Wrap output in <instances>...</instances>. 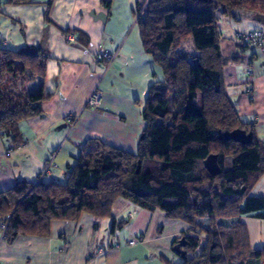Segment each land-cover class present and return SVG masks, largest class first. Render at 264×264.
Wrapping results in <instances>:
<instances>
[{
    "label": "trees",
    "instance_id": "16d2710c",
    "mask_svg": "<svg viewBox=\"0 0 264 264\" xmlns=\"http://www.w3.org/2000/svg\"><path fill=\"white\" fill-rule=\"evenodd\" d=\"M217 10L238 21L242 10L264 15V0L137 3L141 48L163 76L151 82L145 95V126L136 152L90 138L79 146L76 163L67 167L66 182L19 181L1 191L5 240L47 237L53 221H78L81 214L111 218L115 232L128 223L111 214L116 201L124 199L189 224L191 235L181 236L185 258L177 264H264V247H250L240 220L264 209V198L250 195L264 176V142L255 137L253 124L236 114L226 92L223 69L229 59L221 54ZM48 58L45 45L34 53L0 48V135L14 147L23 143L19 122L42 116L41 104L50 98L43 83L36 91L27 90L29 83L44 78ZM239 130L248 141L229 136ZM201 218L207 226L199 223ZM162 262L171 264L166 258Z\"/></svg>",
    "mask_w": 264,
    "mask_h": 264
},
{
    "label": "crops",
    "instance_id": "0c3cea01",
    "mask_svg": "<svg viewBox=\"0 0 264 264\" xmlns=\"http://www.w3.org/2000/svg\"><path fill=\"white\" fill-rule=\"evenodd\" d=\"M6 1L0 0V48L37 47L46 33L49 58L45 75L33 85L37 90L43 83L44 93L50 98L41 104L42 116L19 122L23 136L19 147L0 135V192L19 181L66 182L67 167L76 163L79 146L90 138L135 153L145 126L141 118L145 95L151 82L163 76L140 45L136 27L140 0ZM223 17L218 29L221 54L229 59L223 69L226 92L236 114L253 124L255 137L264 142V54L255 51L253 72L247 75L243 67L249 62L250 52L248 47L241 48L237 39V33L264 31L251 22L246 28L240 27L252 20L250 15L237 23ZM104 52L116 53V58L108 64L102 57ZM94 89L103 93V99L97 107L87 108V97ZM52 157L54 163L43 174L45 163ZM250 195L264 198V176ZM111 214L115 220L128 223L112 232L111 218L103 220L102 228L100 219L81 214L78 221H53L47 237L23 235L12 243L2 240L0 264H165L161 258L171 264L182 261L172 244L189 232L186 222L171 221L163 211H147L124 199L116 201ZM259 215H264V209L240 219L252 249L264 247V217ZM198 221L208 225L206 218ZM134 239L137 241L129 245Z\"/></svg>",
    "mask_w": 264,
    "mask_h": 264
},
{
    "label": "built area",
    "instance_id": "2783aa9c",
    "mask_svg": "<svg viewBox=\"0 0 264 264\" xmlns=\"http://www.w3.org/2000/svg\"><path fill=\"white\" fill-rule=\"evenodd\" d=\"M138 18L139 16L136 18V21ZM69 39L72 40L73 37L69 36ZM237 39H238V44L239 46H241V48L248 47L249 49L250 53L247 55V57H250L249 62L243 67L245 73L249 75L253 72L252 63L254 62L253 56L255 51L261 50L264 54V33L261 30L247 31L245 33H237ZM102 57L106 60L108 64H110L116 58V53L104 52L102 54ZM102 96H103L102 92H100L97 89H94L87 97V102L85 107L87 108L97 107L100 104L101 100L103 99ZM68 119L74 120L72 116H69ZM53 163H54V158L52 157V159L48 160L45 163L43 174L48 172L49 166H51ZM132 217L133 214H129V218ZM0 226H1L0 227V243H1V241L5 240L6 237V230H5L6 224L1 223ZM136 241L137 240L135 239L130 240L129 245L134 244Z\"/></svg>",
    "mask_w": 264,
    "mask_h": 264
},
{
    "label": "rangeland",
    "instance_id": "374dc122",
    "mask_svg": "<svg viewBox=\"0 0 264 264\" xmlns=\"http://www.w3.org/2000/svg\"><path fill=\"white\" fill-rule=\"evenodd\" d=\"M216 15H217V21H218V24H222V22H223V20H224V17H223V14H222V12H220V10H217L216 11ZM251 14V11H248V10H242L238 15H239V17L240 18H246V15H247V18L249 17V15ZM253 16V15H252ZM238 21L236 20V23H237ZM249 22H251V23H253L254 25H259V26H261V29L264 31V26H262L259 22L257 23V22H254L253 20H249V21H245L244 23H243V25H241L240 27H242V28H246L245 26L249 23ZM241 24V23H240ZM264 33V32H263ZM39 80V79H38ZM33 84H36V83H29V85L27 86V90H28V92L29 91H36V89H35V85H33ZM230 137H232V138H234V139H237V140H241V141H248V135H247V133L245 132V131H242V130H239V131H234V132H232L230 135H229ZM109 217H104V218H102V219H100V225L102 226V228H104V226H103V220H106L107 221V219H108ZM159 232V231H158ZM124 240V239H123ZM129 240V239H128ZM128 242V241H127ZM123 244H124V242H122ZM125 244H126V242H125ZM161 263H163L162 262V258H161Z\"/></svg>",
    "mask_w": 264,
    "mask_h": 264
},
{
    "label": "water",
    "instance_id": "95a60500",
    "mask_svg": "<svg viewBox=\"0 0 264 264\" xmlns=\"http://www.w3.org/2000/svg\"><path fill=\"white\" fill-rule=\"evenodd\" d=\"M252 20L254 22H259L262 26H264V15L258 13L252 16ZM47 35L44 33V38L39 42L40 45L44 46L46 43ZM35 47L31 46L27 48L26 52L28 53H34ZM139 170V166L137 171ZM186 240L184 237L180 238L178 242L175 244L174 252H176L180 257L185 258V251L183 250V247H185Z\"/></svg>",
    "mask_w": 264,
    "mask_h": 264
}]
</instances>
